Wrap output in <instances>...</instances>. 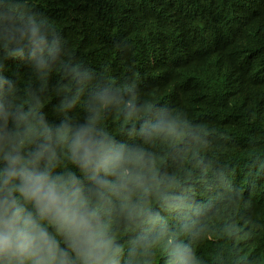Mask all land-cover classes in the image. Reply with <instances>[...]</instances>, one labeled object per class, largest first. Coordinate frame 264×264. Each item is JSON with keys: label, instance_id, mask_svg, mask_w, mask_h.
<instances>
[{"label": "trees", "instance_id": "16d2710c", "mask_svg": "<svg viewBox=\"0 0 264 264\" xmlns=\"http://www.w3.org/2000/svg\"><path fill=\"white\" fill-rule=\"evenodd\" d=\"M1 2L38 33L61 27L65 62L51 78L83 67L117 78L114 94L169 107L140 127L71 105L41 109L34 68L52 63L51 37L0 36V203L21 209L16 227L37 208L5 175L10 155L21 157L17 169L46 171L77 192V206L94 213L92 230L100 226L97 239L110 241L94 249L100 264H179L183 255L188 264H264V0ZM81 129L110 145L113 163L82 166L73 147ZM59 235L66 264H83L79 238ZM32 260L0 256V264Z\"/></svg>", "mask_w": 264, "mask_h": 264}, {"label": "clouds", "instance_id": "9594fccd", "mask_svg": "<svg viewBox=\"0 0 264 264\" xmlns=\"http://www.w3.org/2000/svg\"><path fill=\"white\" fill-rule=\"evenodd\" d=\"M116 2L121 3L122 0H116ZM72 6L73 4L69 3L68 7ZM59 22H62L61 15ZM68 22L79 26L83 24V21L74 17H71ZM60 30L59 25L51 23L42 33H38L25 21L19 7L4 4L0 0V36L14 37L12 32H15L16 35L51 37L52 39L47 51L52 54V63L46 67L34 68L43 76L37 88L38 92L35 94V101L39 108L57 110L71 105L79 110L81 116L84 113H100L106 115L116 125L129 127L147 125L153 118L169 110V107L160 100L146 102L141 99L140 101L128 89L129 92L124 95L114 94L117 78L113 79L104 74L92 76L83 67L76 68L70 74L66 71L67 73L61 75V81L58 77L51 78L50 75L53 73H61V67L65 62L59 46H65L66 38L61 36ZM213 37L216 38V36ZM40 46L43 47L46 44H40ZM176 63L178 61L172 64ZM48 68L50 71L46 72L45 69ZM244 75L247 74L244 73ZM117 96L122 98L118 99ZM1 122L6 131L7 119L4 118ZM89 131V129H81L74 141V150L82 149L80 156L82 166L95 165L99 169L106 167L110 162L113 163L108 155L111 150L110 145L103 141L87 139ZM5 159L8 163L5 175L9 180L18 178L21 181L18 190L25 199L33 202L37 210L34 212L36 217L32 219L29 214L23 220V226L16 227L21 209L12 208L6 200L0 203V256H15L22 252L33 259L32 264H66L67 253L59 233H72L79 238V254L82 256L83 264H100L101 256H95L93 260L94 249L107 248L110 246V241L97 239L100 226L92 230L90 217L94 213L82 211L81 207L77 206V192H67L63 190V185L58 187L56 180L51 179L46 171H30L23 166L17 169L15 166L21 161L19 155L6 156ZM129 199L142 206L138 195L129 194ZM39 220H43L42 223L47 222L48 225L45 228L40 227ZM49 222L54 223L58 231L53 229ZM178 261L179 264L190 263L186 255L178 256ZM112 264H119V262L112 261Z\"/></svg>", "mask_w": 264, "mask_h": 264}, {"label": "bare ground", "instance_id": "6f19581e", "mask_svg": "<svg viewBox=\"0 0 264 264\" xmlns=\"http://www.w3.org/2000/svg\"><path fill=\"white\" fill-rule=\"evenodd\" d=\"M144 2H145V1H144ZM152 13L155 14V10H154V8H153V10H152Z\"/></svg>", "mask_w": 264, "mask_h": 264}]
</instances>
